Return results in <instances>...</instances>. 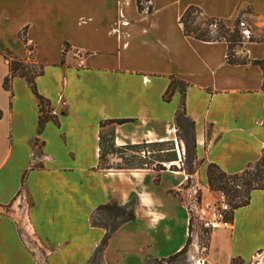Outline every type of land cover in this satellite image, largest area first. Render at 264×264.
Masks as SVG:
<instances>
[{
	"label": "crops",
	"instance_id": "1",
	"mask_svg": "<svg viewBox=\"0 0 264 264\" xmlns=\"http://www.w3.org/2000/svg\"><path fill=\"white\" fill-rule=\"evenodd\" d=\"M190 5L229 20L249 7L242 18L264 38V0H153L151 11L136 0H0V264H151L185 247L190 220L180 195L187 172L165 163L156 181L153 169L99 167L103 121L131 119L116 124L117 146L177 141L185 98L203 188L210 163L235 174L260 159L264 71L252 61L264 59V41L244 43L246 64L230 62L227 42L184 34L180 18ZM5 52L44 65L37 89L57 120L42 130L28 81L15 77L4 86ZM172 78L187 87L168 101ZM141 190L159 197L154 228L139 207ZM132 198L136 218L96 255L107 232L93 222L96 209ZM208 251L209 264H264V189L234 210L229 226L213 229Z\"/></svg>",
	"mask_w": 264,
	"mask_h": 264
},
{
	"label": "trees",
	"instance_id": "2",
	"mask_svg": "<svg viewBox=\"0 0 264 264\" xmlns=\"http://www.w3.org/2000/svg\"><path fill=\"white\" fill-rule=\"evenodd\" d=\"M139 10H144V7L138 3ZM152 8L149 9L151 11ZM251 13L249 7H245L241 15L236 19L229 20L225 18L210 16L197 5L188 6L180 18V23L183 26L184 34L192 36L196 39L203 41H225L228 44L229 61L238 64H246L249 62L247 57H240L234 53V46L241 47L246 41L261 42L264 38L254 36L251 31L247 36L244 33V24H242V16ZM201 17L203 23H197L196 19ZM232 22V26L230 23ZM243 26V27H242ZM242 28V31L240 30ZM247 38V40L245 39ZM26 41V39H25ZM65 49L71 48L69 43H65ZM32 50V47L29 46ZM5 57L9 60V74L5 77L4 86L6 89L11 88V82L15 77L25 78L33 92L39 100V130H42L45 123L50 120H57V116L51 113V102L49 99L41 95L37 89L36 78L44 73V65L36 62L27 61L26 59L14 56L11 52H5ZM253 64L261 66L264 71V59L253 60ZM187 83L182 80L172 78L171 83L164 94L165 100H170L174 95L176 89H181L182 92L186 90ZM264 89V85H263ZM2 111L0 110V118ZM131 121V119H110L101 122L100 124V164L99 167L103 169H153L158 172L156 181L160 179L161 171L167 169L165 162H175L178 160V153L173 140L147 142L144 141L138 144H128L123 146H116L115 144V126L116 124H123ZM175 122L177 126V136L182 140L185 145V161L188 165L185 168H178L177 165L171 164L170 169L173 171L185 170L188 174L193 175L195 172L194 163L197 160L196 154V137H195V121L187 115L185 98L183 99L181 109L178 111ZM111 127V134H105L104 129ZM109 135L111 139H109ZM108 144V147H106ZM151 148L152 150H145ZM108 149V150H107ZM110 150V152H109ZM140 152H144L140 155ZM167 154L165 157L162 155L155 156L154 153ZM109 153H116L122 160L116 166L106 164L105 158ZM150 153V156L148 155ZM142 157H138V156ZM154 158L157 165L150 167L148 159ZM208 185L210 190L222 191L227 197L230 204L231 211L229 218L233 219L234 210L242 206L248 205L251 200V193L256 189H264V149L262 156L255 162L248 163L246 169L241 173L229 174L223 171L217 164L210 163L207 168ZM136 198H132L128 203L121 205L115 201L100 205L94 214V224L104 226L107 230L106 235L97 249V254H100L107 245L111 235L119 229L124 223L136 218ZM133 209V210H129ZM193 220L189 222V239L185 247L178 253L169 256L168 258L161 259L163 262H172L180 255L188 250L189 242L191 239ZM201 230L207 235V241L213 232V228H204ZM202 240V238H201ZM201 244V241H200ZM208 245H205V248Z\"/></svg>",
	"mask_w": 264,
	"mask_h": 264
},
{
	"label": "rangeland",
	"instance_id": "3",
	"mask_svg": "<svg viewBox=\"0 0 264 264\" xmlns=\"http://www.w3.org/2000/svg\"><path fill=\"white\" fill-rule=\"evenodd\" d=\"M182 1H183V4H185V2H187L188 0H182ZM203 21L204 20L201 17H198L196 19L197 23H203ZM243 24L245 25L244 26V31H245V30H247L245 28L248 27V20H247V18H245V16H244V18H242V24L241 25H243ZM230 26H232V22L230 23ZM248 29L250 30L249 27H248ZM240 30L242 31V28H240ZM256 37H258V36H256ZM245 40H247V38ZM237 46L238 45L234 46V53L238 56L240 55V57H247L246 54L240 53L241 50H243V46H241V47H237ZM103 131L105 134H111L112 128L108 127V128H105ZM176 133H177V131H176ZM108 138L111 139V136L109 135ZM177 139H178V136H177ZM174 142H175L176 150H177V144H178V146L180 148L181 155H182L181 160H180L181 162H180L178 168L179 167L180 168L188 167V165H186L184 163L185 154H183V151H182V148H183V146L185 148V145H183L182 140H179V139L177 141H174ZM106 147H108V144H106ZM145 150H152V149L149 148V149H145ZM109 152H110V150H109ZM143 154H144V152H140V155H143ZM140 155L138 157H142ZM148 155L150 156V153ZM154 155L155 156L162 155L165 157L167 154H158L157 152H155ZM178 159H179V156H178ZM105 162H106V164H108L110 166H116L118 163H121L122 160L119 158V156L116 153H109L105 158ZM148 162L150 163V167H153V166L158 164L157 161L153 157L148 159ZM165 163L169 164V162H165ZM194 166H195V163H194ZM195 172H196V170H195ZM195 172H194V174H195ZM194 174L190 175L187 173V175H189L191 177V181H193V183L189 182L187 184V186L185 187L184 196L180 195V199L182 200L183 203H184V199L182 197H186V195L188 194L187 193L188 191L186 192V190L188 188H190L191 185L194 183H199L201 185V183H200L201 181H198L197 179H195ZM201 187H202V190H200V189H198V187H196L198 189V192L196 194V198L198 200V204H200L201 207L206 206L207 202H210L211 199L219 197V191H213V190H210V188H203L202 185H201ZM191 189L193 190V188H191ZM185 206H186V204H185ZM203 208H206V207H203ZM192 220H193V225H192L191 239L189 242L188 250L172 262H163V261L158 260V261L152 262L151 264H196L197 261H202L203 264H209L207 262V254L209 252L208 247L205 248V245L206 246L208 245L207 238H209V235H207V233L203 232L201 230V227H199V224L201 222L198 218V213L196 211L193 212ZM203 227L206 228V226H204V225H203ZM201 238H202V240H201ZM200 241H201V244H200ZM238 262H239V260H235V261H233V264H237ZM42 264H44V259H42ZM93 264H101V263H94L93 262Z\"/></svg>",
	"mask_w": 264,
	"mask_h": 264
},
{
	"label": "built area",
	"instance_id": "4",
	"mask_svg": "<svg viewBox=\"0 0 264 264\" xmlns=\"http://www.w3.org/2000/svg\"><path fill=\"white\" fill-rule=\"evenodd\" d=\"M137 4L139 3L144 7L145 10H149L153 7V0H136ZM244 33L248 36L250 34L249 30H245ZM184 146L182 148L183 154H185ZM177 152L179 159L181 160V152L180 148L177 144ZM171 165V164H170ZM193 183L191 181V177L188 175V183ZM187 183V184H188ZM202 190V187L199 183H194L190 188L186 190L188 193L186 197H182L184 199V203L186 204L189 220L193 218V212L196 211L198 213V218L200 220L199 227L206 226V228H215L217 226H229L231 223V219L229 218V213L231 211L230 204L227 201V197L224 192L219 191V197L211 203H207L206 208H203L198 204V200L196 198V194L198 189ZM193 188V190L191 189ZM193 192V193H192ZM201 207V208H200ZM201 209V210H200Z\"/></svg>",
	"mask_w": 264,
	"mask_h": 264
},
{
	"label": "clouds",
	"instance_id": "5",
	"mask_svg": "<svg viewBox=\"0 0 264 264\" xmlns=\"http://www.w3.org/2000/svg\"><path fill=\"white\" fill-rule=\"evenodd\" d=\"M139 207L144 210V216L148 218V226L154 228L159 217L158 203L159 197L154 193L141 190L137 193ZM130 211L133 209H129ZM196 264H203L202 261H197Z\"/></svg>",
	"mask_w": 264,
	"mask_h": 264
}]
</instances>
